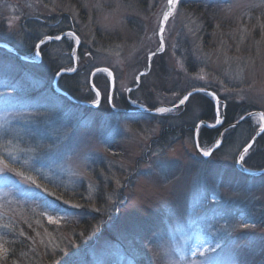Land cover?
<instances>
[{"label":"rangeland","instance_id":"1","mask_svg":"<svg viewBox=\"0 0 264 264\" xmlns=\"http://www.w3.org/2000/svg\"><path fill=\"white\" fill-rule=\"evenodd\" d=\"M181 1L160 33L167 0H0V37L30 60L0 49V155L40 185L10 171L7 182L0 177V237L11 235L16 250L7 256L22 264H264V175L246 176L236 162L261 117L227 131L215 150L219 135L203 143L199 134L208 157L195 139L202 113L197 95L214 103L216 118L229 100L244 104L246 114L264 112V0ZM57 22H66L57 34L62 39L46 41L36 56L35 45ZM69 32L80 44L65 37ZM46 54L68 66L57 86L61 71L52 73ZM84 66L76 77L88 87L79 89L86 98L80 101L62 85ZM97 68L114 75L115 107L105 98V90L111 95L106 72L95 74L96 90L91 87ZM194 87L222 102L197 93L177 110L143 112L177 105ZM152 96L162 101L149 107ZM45 115L56 127L42 122ZM187 123L194 124L191 133L183 130ZM65 134L51 159L23 164L31 154L20 149L56 145ZM44 212L59 222L49 223ZM209 248L214 251L199 254Z\"/></svg>","mask_w":264,"mask_h":264},{"label":"snow or ice","instance_id":"2","mask_svg":"<svg viewBox=\"0 0 264 264\" xmlns=\"http://www.w3.org/2000/svg\"><path fill=\"white\" fill-rule=\"evenodd\" d=\"M167 4H168V10L163 13V19L160 21V24H161V27L159 29L160 33H163L165 30L162 25L165 24L169 20V17L173 15V12H174L176 5H177V0H167ZM65 37H72L75 40L76 44H80V38L74 32L66 33ZM61 39H62L61 35H55V36L49 35V36H45L43 39H40L39 43L35 45V48L37 49V51L35 52V55L36 56L40 55V51H39L40 46L45 44L46 41H51V40L60 41ZM163 47H164V41H163V39H161V41H160V50L161 51H163ZM151 55L155 56L156 53L152 52ZM66 70L67 71H75V69H73V68H68ZM96 71L97 72H106L109 77L112 76V73L107 68H97ZM202 78L203 77H201V79ZM4 86L7 87L9 85L5 84ZM94 88H95V86H94ZM125 90L131 91V89H125ZM198 92H205V88L194 87L192 89V91L188 92V94L185 95L179 101L180 105H183L185 103V101H187L189 99V97L193 96L195 93H198ZM95 95L98 98L100 96V91H96ZM213 95H214V93H213ZM105 98L109 104H113V97L107 93V90H105ZM93 103L99 104L100 101H99V99H96L93 101ZM133 103H136V101H133ZM113 107H115L114 104H113ZM173 107H177V106L174 105ZM156 111L160 114H164V113L171 112L172 109L167 108V107H160V108H157ZM261 120H262V123L260 125L259 131H260V133H264V113L261 114ZM42 122L46 126H49L50 128L56 127V122L53 121L51 119V117H49L47 115L43 116ZM7 123H8L7 118H5V124H7ZM216 123L220 124V123H222V121L219 118H217ZM8 135H9V130L7 127H5L3 130V137L6 138ZM26 135L28 137H31L34 135V133L31 130H29L26 133ZM64 139H66V134L64 136L57 137L56 145H47L46 146V145L39 143V142H37L34 146L32 144H28V146L26 148L20 149V151H24L26 153L31 154L30 158H26L23 160V164L24 165H30V160L51 159V156L55 154V153H53V148L57 147ZM217 146H219V142H217ZM65 147L67 148V146H65ZM252 147H253V145L251 143H249L247 145V147H245L243 149V152L240 154L238 160L236 161L237 163H239L241 165V167H243V164L245 162V157L249 153V149H251ZM69 151L72 152L74 150H69ZM201 152H202V155L204 157H208L212 154L210 150L201 149ZM64 156L68 160L71 159V155H69L68 152H65ZM9 157L13 162H16V163L20 162L16 156H12L10 153H9ZM8 171L14 172L17 176L23 177L24 179H26L31 184H36V180L32 176H26L23 171L19 170L18 168L12 167L11 164L9 163L8 159H6L4 155H0V177H3L6 182H7V176L5 175V173ZM245 171H247V169H245ZM117 183H119V181H117ZM36 186L40 187L39 184H36ZM45 190H47V189H45ZM56 199L59 200L60 197H56ZM64 203L68 204L69 201L65 200ZM48 207L53 208V205L49 204ZM73 207H79V205H73ZM53 211H56V209L53 208ZM42 215H45L47 217V220L49 223H58L59 222L58 219H56L53 215H49L47 212L42 213ZM253 226L254 225H250L249 223H243L240 225V227L243 229H247V228L253 227ZM4 227L7 228V227H9V225H4ZM19 235L24 236V232L21 231L19 233ZM37 235H39V233ZM0 240H4V238L0 237ZM7 243H8L7 240H4L3 243H0V258H3L5 260L7 258L8 253H9V249L7 247H5V244H7ZM206 251H214V249L209 248V249H206L204 251H200L199 254L201 256H204ZM205 264H207V262H205Z\"/></svg>","mask_w":264,"mask_h":264},{"label":"trees","instance_id":"3","mask_svg":"<svg viewBox=\"0 0 264 264\" xmlns=\"http://www.w3.org/2000/svg\"><path fill=\"white\" fill-rule=\"evenodd\" d=\"M185 1L186 0H182L181 1V4H183V2H185ZM196 7H199V6H196ZM67 24H70L69 21L67 22ZM49 27H50V29L52 31L48 33V36L49 35L55 36L57 34H61L62 33V32L59 33L60 29H62L63 31L65 30L66 22H57V23L54 24V26H49ZM0 42L8 43L9 45H11V43H9L8 41L3 40L2 37H0ZM48 46L49 45H46L43 48L44 49V55H45V48H47ZM17 51L20 54H22V55L23 54L24 55L25 54L28 55L27 53H25L24 51H22L20 49H17ZM161 57H164V55L157 56L156 58H159L160 59ZM46 60L48 62V66L50 67L52 73L55 72L57 74L62 69L68 67L67 65L58 64V63H55V62L51 61V58L47 54H46ZM85 69H86V66L80 68L76 74L69 75V76H64V78H63L65 80V82H66L65 85H62V86H64L65 91H67L70 95H72L73 97H75L77 100H80V101H85L86 98H84L83 96H81L82 93H81V91H79V89L80 88H83V87L85 89V87H86V90H88V87L86 85L85 86H82V84L78 81V78H76V77L80 76L82 74V72L85 71ZM145 79H147V78H145ZM148 79H150V77ZM150 81H152V76H151ZM63 84H64V82H63ZM87 85H89V84L87 83ZM149 88H150L149 90L152 91L153 88L151 86V83H150ZM138 92L139 91H137L136 93H138ZM166 93H170V91H167ZM144 94L145 93L143 91V95ZM199 96L200 95H197L196 97H198L197 99H198L199 103L201 104L202 113L200 114V116L198 117V119L196 121L198 123L199 122H202V121L209 122V123H214L215 122V118H216L215 105H214V103L211 100L207 99L206 97L205 98L204 97L202 98L201 96L200 97ZM146 99L147 98H145L144 100H146ZM155 99L156 98L154 96H152L149 100H147V104H148L149 107H154L160 101H162V100H159L158 101V100H155ZM191 99H193V98L191 97ZM232 102L233 101L229 100L227 102L228 104H226L227 105V108H226V111L224 113L225 114V125H230V124H233V123L237 122L239 120V118H241L242 116H244L247 113V111H248L245 108V105L244 104L241 105V104H236V102H233V103ZM179 111L180 110H178L177 112H179ZM191 111L192 110L189 109L188 113H185L184 114V112H183V114H184L183 118L187 120L191 116L190 115L192 113ZM167 117L168 118H172L173 120L174 119L179 120V118H174V116H172L171 114H169ZM175 117H177V116H175ZM246 122H249V119L246 120ZM193 125L194 124L189 125V123H187V124L184 125L183 130L185 128H187L188 131L191 133V130L193 129ZM173 128H171L170 131H168V132L171 135L175 136L172 133L174 131ZM235 130H236V128L235 129H231L230 130V133H234ZM164 131L165 130L163 129V132ZM219 132H220V129H209L207 127H202L201 130H200V139H201V141L203 143H212L218 137ZM163 135H165V134L163 133ZM168 137H171V136H168ZM251 138H250V140H251ZM245 166L247 168H249V169H252V170H262V169H264V134L259 138V140L256 142V144L252 148V150H251L250 154L248 155L247 160L245 162ZM84 221H86V220H83V222ZM2 237L4 238V240H7L8 241V243L5 244V245L9 249V252L14 251L15 250V247H14L15 243L12 240H10V239H12L11 235H6L5 234ZM4 240H1V243H3ZM16 248H17V245H16ZM13 255L15 256V254H13ZM7 258H9V259L12 258L11 262H14L12 264H15V263L22 264V261L17 260L16 259V256H15V258H13L12 255H11V256H7Z\"/></svg>","mask_w":264,"mask_h":264},{"label":"water","instance_id":"4","mask_svg":"<svg viewBox=\"0 0 264 264\" xmlns=\"http://www.w3.org/2000/svg\"><path fill=\"white\" fill-rule=\"evenodd\" d=\"M0 48H3V49H5V50H7L8 52H10V53H12L14 56H16L17 58H20V59H22V60H28L27 58H25V57H22L18 52H17V50L15 49V48H13L12 46H9V45H7V44H5V43H0ZM78 47H76V49H77ZM28 61H30V60H28ZM31 62H33V61H31ZM76 68H77V66H75ZM111 73H112V71L111 70H109ZM65 73H68V72H66V71H61V72H59V74H57V76H56V80H55V82H54V86H57V80L59 79V77H60V75H64ZM97 73H100V72H97L96 70L92 73V76H91V80H90V83H91V87L93 88V89H95L96 90V88H94V85H93V77H94V75L95 74H97ZM110 82H111V88H110V93H111V96H112V93H113V91H114V75H113V73H112V76H111V80H110ZM58 93H60V94H63L62 92H60V91H58V90H56ZM198 93H210V94H212L213 95V92H211V91H209V90H207V89H205V92H198ZM195 94H197V93H195ZM194 94V95H195ZM65 96H67L71 101H73V103H75V104H77V105H80V106H86V107H88V106H90V104H85V103H83V102H80V101H77V100H75V99H73L72 97H70V96H68L67 94H64ZM192 97V96H191ZM191 97H189V99L191 98ZM213 97L215 98V100H216V102L217 103H221L222 101L216 96V94H214L213 95ZM98 99H99V101H100V96L98 97ZM189 99L187 100V101H185V103L183 104V105H180V103H178L176 106L177 107H167V108H171L172 109V111L173 110H177L178 108H180V107H182V106H184L188 101H189ZM91 107H94L93 105L91 106ZM165 107V106H164ZM113 110H115V111H117V112H120L119 110H116V109H113ZM141 111H143V109H140L139 111H135V113H137V112H141ZM143 112H146V113H148V114H159L157 111H156V109H154V110H144ZM262 113H264V112H261V111H258V112H252V113H249V114H246V115H244L239 121H237V122H235V123H233V124H231V125H229V126H226L225 128H223L222 130H221V132H220V134H219V140L217 141V142H219V141H221L222 139H223V135H224V133L228 130V129H230V128H233V127H237L240 123H242L243 121H245V120H247L248 118H253V117H261V114ZM217 118H219L221 121H222V123H220V124H213V125H210V124H208L207 122H205V121H202V122H200L199 124H198V126L196 127V129H195V139H196V144H197V148H198V150L201 152V148L198 146L199 144H198V135H199V130H200V128L202 127V126H205V127H208V128H217V127H219V126H221L222 124H223V122H224V118H222L221 116H220V112H219V110H218V115H217ZM263 135V133H260V131H259V129L257 130V132L255 133V135L253 136V138L250 140V142L249 143H251L253 146L255 145V143L258 141V139L261 137ZM248 143V144H249ZM247 144V145H248ZM247 145L245 146V147H247ZM217 147H219V146H217V144H216V146H215V148H214V150L217 148ZM244 147V148H245ZM243 148V149H244ZM253 148V147H252ZM251 148V149H252ZM243 149H242V151L240 152V154L243 152ZM251 149H249V152H250V150ZM248 155V154H247ZM247 155H246V157H247ZM240 156V155H239ZM245 157V158H246ZM237 168H238V170L241 172V173H243V174H245V175H247V176H250V177H259V176H262V175H264V169L263 170H259V171H254V170H249V169H247V171H245V169H246V167L244 166V164H243V167H241V165L239 164V163H237Z\"/></svg>","mask_w":264,"mask_h":264},{"label":"flooded vegetation","instance_id":"5","mask_svg":"<svg viewBox=\"0 0 264 264\" xmlns=\"http://www.w3.org/2000/svg\"><path fill=\"white\" fill-rule=\"evenodd\" d=\"M223 118H224V123H223V124H224V125H223L224 127H222V128H225L226 126H228V125H225V114L223 115ZM232 129H233V128H232ZM228 131H229V130H228ZM220 132H221V130H220ZM220 132H219V134H220Z\"/></svg>","mask_w":264,"mask_h":264}]
</instances>
